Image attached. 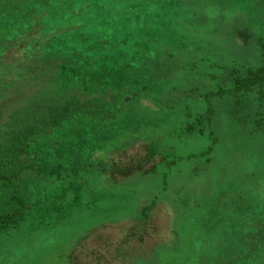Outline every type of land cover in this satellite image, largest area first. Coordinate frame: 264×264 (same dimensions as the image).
Listing matches in <instances>:
<instances>
[{
  "label": "trees",
  "instance_id": "16d2710c",
  "mask_svg": "<svg viewBox=\"0 0 264 264\" xmlns=\"http://www.w3.org/2000/svg\"><path fill=\"white\" fill-rule=\"evenodd\" d=\"M186 1L0 0L1 241L13 237L39 210L29 211L25 190L28 183L49 176L62 178L54 190L66 191L71 196L78 177L91 184V179L79 172L91 164L87 160L91 152L107 146L116 150L125 148L130 143L125 132L140 126V120L132 125L135 119L132 110L127 113L124 107L133 101L130 98L138 101L144 96L133 94L138 92L137 74L145 60L135 50L129 56L126 51L130 49L117 47L111 52L114 44L105 33L114 14L127 15L131 32L156 29L161 24L163 30L171 33L173 19H183L186 26L191 21L196 2ZM255 3L258 15L264 16V0ZM153 14L159 19L154 26L150 17ZM93 19L101 25L97 28L98 38L89 39ZM196 25L199 29L203 24ZM250 33L239 27L232 36L238 46H245ZM208 43L218 50L217 41ZM165 44L172 48V39L166 38ZM258 49L261 51L253 66L243 68L237 62L223 66L220 64L223 57L216 60L210 57L206 65L203 56L193 53L192 57L196 56L203 64L201 71L195 68L190 70L191 75L190 71H176L182 78L208 80L194 97L187 98L189 108L177 104L180 113L173 116L184 119L179 130L192 136L207 132L211 145L217 138L230 134L236 137V144L243 143L235 149L227 146L223 150L227 157L220 167L225 179L222 192L218 193L212 210L207 215L201 214V225L191 232L189 228L183 229L186 233L183 238L187 240L176 247L184 252L185 258L176 259L177 264H264V40L259 42ZM47 81L50 86L44 92L27 97ZM171 94L180 98V92ZM220 109L226 118L215 117ZM233 120L237 121L236 128H230ZM217 126L224 127L223 133H218ZM228 128L231 130L227 131ZM153 143L147 142L144 159L153 156ZM49 147L58 155L73 158L72 162L66 167L60 163L50 167L45 160ZM205 150L212 152V147L208 145ZM228 159L232 161L229 163ZM96 165L103 170L113 166L109 163L106 167L101 161ZM109 180L116 183L115 178ZM153 204L151 200L139 206L136 228L148 220ZM190 233L197 235L195 240L190 239Z\"/></svg>",
  "mask_w": 264,
  "mask_h": 264
},
{
  "label": "rangeland",
  "instance_id": "374dc122",
  "mask_svg": "<svg viewBox=\"0 0 264 264\" xmlns=\"http://www.w3.org/2000/svg\"><path fill=\"white\" fill-rule=\"evenodd\" d=\"M193 1L196 5L189 25H184L183 19H173L171 33L163 30L161 24L156 29L145 28L134 33L129 30L126 14H114L105 33L114 44L111 52L117 47L130 49L126 51L129 56L135 50L145 60L137 74L138 92L133 94L144 96L138 101L130 98L133 101L127 105L123 102L127 113L132 110L131 116L135 117L132 125L140 120V126L125 132L130 142L125 148L116 150L107 146L91 152L87 159L91 164L79 172L91 179L93 187L86 178L78 177L77 188L69 196L66 191L54 190L62 178L49 176L28 183L25 190L29 211L39 210L13 237L0 240V264H177L176 259L185 258L184 252L176 247L187 240L183 238L186 236L183 229L194 231L201 225L203 213L207 215L212 210L225 184L220 172L225 164L222 160L227 157L223 150L227 146L235 149L242 142L236 144V137L230 134L217 138L211 145L207 132L192 136L179 130L184 119L173 116L180 113L177 104L182 103L187 109V98L194 97L208 80L182 78L176 71H195V68L201 71L203 64L196 56L192 57L193 53L203 56L206 65L210 57L214 60L223 57L220 62L223 66L235 62L243 68L253 66L261 51L259 42L264 40V16H259L255 8V1L262 0H249L250 9L246 0ZM150 17L153 26L159 22L154 14ZM198 23L203 24L199 29ZM100 25L96 19L91 21L89 39L98 38ZM239 27L251 32L248 45L238 46L232 36L233 30ZM168 37L173 41L172 48L165 44ZM209 40L217 41L218 50L209 46ZM196 85L200 86L196 88ZM49 86L48 81L41 83L27 97L34 98ZM178 92L182 99L171 94ZM203 102L207 107V102ZM131 104H135L133 108H129ZM223 111L220 109L215 117L226 118ZM232 123L230 128L238 126L237 121ZM217 127L218 133H223L224 127ZM148 141L155 143V150L150 159H144ZM208 145L212 147L211 153L205 150ZM200 151H203L201 155L187 156ZM58 154L52 147L47 148L45 160L50 167L57 163L66 167L72 162L73 158ZM253 156L256 158V154ZM98 161L106 167L112 163L113 172L111 167L101 169L96 165ZM110 178H115L116 183L109 182ZM151 200L154 204L149 209L148 220L136 228L137 209ZM196 236L189 235L192 240Z\"/></svg>",
  "mask_w": 264,
  "mask_h": 264
}]
</instances>
